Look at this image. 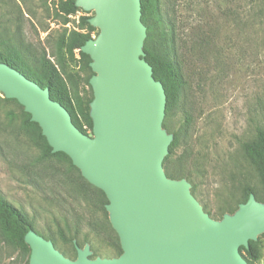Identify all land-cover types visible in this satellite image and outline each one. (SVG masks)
I'll return each mask as SVG.
<instances>
[{"label":"rangeland","instance_id":"1","mask_svg":"<svg viewBox=\"0 0 264 264\" xmlns=\"http://www.w3.org/2000/svg\"><path fill=\"white\" fill-rule=\"evenodd\" d=\"M60 1L0 0V35L17 45L22 41L32 66L43 58L53 63L60 88L93 136L87 118L93 100L89 110L86 103L94 97L87 79L95 73L78 51L67 53L63 38L86 32L82 17L91 19L95 11L81 8L66 15ZM160 1L175 24L176 59L184 77L169 129L163 126L167 135L178 137L173 163L184 174L173 178L165 172L185 180L203 210L221 222L239 210L247 189L264 204L259 199L264 176L244 151L264 130V0ZM94 28L97 38L100 29ZM48 144L28 122L24 106L0 92V195L65 257L77 259V247L88 249L90 259L120 257L122 244L105 192L66 153L50 154ZM252 243L253 255L241 254L247 264H264V232ZM30 249L2 230L0 218V264H29Z\"/></svg>","mask_w":264,"mask_h":264},{"label":"water","instance_id":"2","mask_svg":"<svg viewBox=\"0 0 264 264\" xmlns=\"http://www.w3.org/2000/svg\"><path fill=\"white\" fill-rule=\"evenodd\" d=\"M100 29L82 48L91 59L93 136L42 87L0 63V92L16 99L38 123L53 152H64L82 175L105 192L122 244L114 259L65 257L53 241L31 229L29 264H247L241 247L264 232V204L251 193L221 222L203 210L185 180L168 178L164 160L173 137L164 131L167 95L145 59L147 27L141 0H76Z\"/></svg>","mask_w":264,"mask_h":264},{"label":"trees","instance_id":"3","mask_svg":"<svg viewBox=\"0 0 264 264\" xmlns=\"http://www.w3.org/2000/svg\"><path fill=\"white\" fill-rule=\"evenodd\" d=\"M160 0H141L142 6V21L147 27V38L144 45L145 56L144 59L153 67V76L157 81L163 83L167 95L166 117L163 126L169 129V118L175 105L184 89V77L181 69V64L176 59V28L175 24L169 19L161 9ZM59 9L66 15L74 14L82 9L76 5V0H61ZM83 24L87 27L86 32L71 31L66 37L63 38V47L69 55L74 56L76 51L81 55L82 59L89 64L91 57L83 52V46L91 39H93V32L96 30L90 24V17H82ZM15 44L9 39H4L0 35V63H6L11 67L19 69L27 77L39 83L44 88H49L51 97L60 102L71 114L73 123L85 134L89 135L88 130L81 124L74 107L67 93L63 92L60 88L58 81V73L56 67L47 58L39 60V64L32 66L30 56L27 54V48L24 47L22 41L17 40ZM91 69V68H90ZM93 74V73H92ZM46 80L43 83L42 80ZM90 85V77L87 79ZM59 88V91H57ZM93 94L86 103V109L89 110V104L93 100ZM88 124L93 132V120L89 113L87 114ZM28 122L39 130L42 135V129L38 123L31 120V114L28 113ZM90 136V135H89ZM178 137L175 136L170 148L169 154L164 160V168L170 177L178 178L184 174L181 170L177 169L173 163V153L176 147ZM49 145V144H48ZM52 153V147L48 146ZM244 151L252 162L256 165L257 169L264 176V130H259L257 139L253 143H245ZM251 189H247L243 199L238 201L244 203L248 200ZM105 205L109 203L106 195L103 193ZM264 201V197H260ZM0 218L2 220V230L5 231L16 242L28 245L25 242L26 234L32 229L28 219L20 209L14 206L11 202L6 200L0 195ZM39 234V233H38ZM31 250V249H30ZM241 253L245 258L253 255V243L250 242V247H241ZM245 253V254H244Z\"/></svg>","mask_w":264,"mask_h":264}]
</instances>
